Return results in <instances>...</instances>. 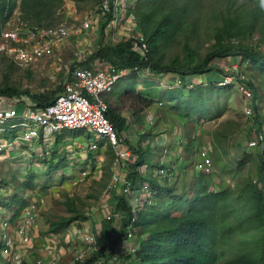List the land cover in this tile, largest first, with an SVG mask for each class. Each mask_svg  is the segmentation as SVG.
<instances>
[{
  "label": "trees",
  "instance_id": "trees-1",
  "mask_svg": "<svg viewBox=\"0 0 264 264\" xmlns=\"http://www.w3.org/2000/svg\"><path fill=\"white\" fill-rule=\"evenodd\" d=\"M205 1L136 0L134 7L127 13L147 39L150 48L148 60L145 61L133 51L130 41L105 44L102 40L88 60L81 65L87 67L93 61L99 60L101 63H112L125 71L150 68L153 73L175 74L182 80V85L169 92V109L191 122L208 118L214 112L215 106L217 117L223 116L224 109L217 105L219 96L227 95L234 86L197 85L186 90L183 89L184 80L187 77L222 73L219 61L238 58L264 74V49L246 43L258 30L264 34V0H246L247 4L234 11L224 10L214 14L208 21L209 31L206 34V41L211 44L209 51L202 56L199 36ZM250 3L253 6L246 9ZM65 4L66 0H21L20 3L18 0H0V25L10 21L19 7V20L22 19V24L25 25L23 28L51 27L58 21ZM112 20L113 15H109L103 21L100 31L102 39L105 28ZM181 36L184 56L164 63L160 56L162 50L178 42ZM223 77L222 75L221 80ZM248 86L254 92L255 104L258 101L257 88L253 81H249ZM62 92L63 87H60L52 93L33 94L29 90L23 91L6 84L0 87V98L28 97L41 108L52 104ZM123 97L124 102L127 99L132 101L127 105L137 117L154 104L153 100L140 93L126 92ZM107 102L109 110L106 116L121 135L127 120L112 111L110 99L107 98ZM254 109L255 118L248 120L254 129L262 130L264 117L257 105ZM10 137L16 138V134L7 136L8 139ZM147 137L145 135L143 138L150 139ZM224 138L228 139L227 134ZM152 144L150 140L146 146L132 148L137 159L128 165L125 177L135 191L139 192L143 183H148L153 191V196L138 211L139 219L134 224L135 251H127L123 247L121 252L119 249L120 244L126 246L129 242L128 229L134 216L129 197L121 193L113 197L115 211L122 213L120 235L113 237L114 220L105 219L100 229L93 228L97 244L89 254L90 258L76 264H110L113 261L117 264L116 253L128 255L133 264H264V192L259 187V184L264 185L261 158H257L256 178L251 176L234 186L218 191L209 190L204 180L205 175L199 172L200 177H193L188 185L184 182L178 187L171 180L166 179L163 182V177L156 176L157 171L165 167L160 160L153 161ZM109 152L113 155L112 150L109 149ZM246 163L247 159H244L240 166H245ZM39 177L28 174L22 184L24 191L35 190ZM1 204V208L18 206L15 220L22 216L27 207V201L17 196L9 203ZM85 219L79 213L62 218L59 222L51 223L48 232L66 237L73 224ZM62 242L66 243V240L63 239ZM2 247L0 244V249Z\"/></svg>",
  "mask_w": 264,
  "mask_h": 264
},
{
  "label": "rangeland",
  "instance_id": "rangeland-1",
  "mask_svg": "<svg viewBox=\"0 0 264 264\" xmlns=\"http://www.w3.org/2000/svg\"><path fill=\"white\" fill-rule=\"evenodd\" d=\"M20 1L18 0V3ZM135 1L132 3V7L136 3ZM245 1H205V9L201 13L202 29L199 36L202 43V47H199L202 56L206 55L211 44L206 41L208 38L206 34L209 31L207 28L208 21L220 11H234L240 8L241 5L247 4ZM96 3L97 0H70L66 2L63 10L59 13L58 21L53 26L67 24L69 27H78L81 18L92 12ZM251 6H253L252 3L246 9H250ZM20 15V9L17 7L12 18L8 21V25L12 28L24 27L22 19L19 20ZM129 29V33H140L135 21L129 25ZM123 35L126 36L125 32ZM93 37L91 30L78 37H72L53 57L44 59L28 69H21L13 65L10 60L0 55V87L10 84L23 91L29 90L33 94H47L58 90L63 87L67 76L72 70L75 52L82 51L84 58L87 59L97 47L98 42L103 40L100 34L99 41H93ZM246 43L264 49V34L258 30ZM160 56L163 57L166 64L178 56L183 57V37L181 36L178 42L164 48ZM235 62L237 63L234 64L239 65L241 72L255 83L257 100L260 104L259 112L264 117V74L241 58H238ZM219 64L223 69L222 73H217L214 76L209 75L207 79H197L194 84L189 86L184 83L185 88L183 89L188 90L201 82L205 87L219 86L217 77L226 75V70L232 65V59L219 61ZM148 80L128 74L117 84L114 92L119 93L123 87L139 88V85H146L143 82ZM147 85L149 87L147 89L148 93L155 97L161 96L162 87L156 84L155 80L147 82ZM130 101V99L126 100L128 104H130ZM217 105L220 109H224L223 116L217 117L218 113L215 106L211 116L200 121L191 122L175 111L165 106H159L157 103L154 108L142 114L141 123L136 128L133 127V131L136 129L135 132L143 131L147 133L146 135H149L153 142L151 147L153 161L160 160L162 166L166 162L161 161L163 154L161 147L156 146V141H165L166 138L173 140L172 146L167 150L172 154L175 153L172 155L171 160V170L176 172L172 182L178 184V187H181L184 182H187L188 185L193 177L201 176L196 169L198 158L196 157L195 146L199 148L198 153L203 148H208L213 159L214 171L211 175H205L204 177L209 190H222L225 187L234 186L243 179L247 180L251 176L256 178L258 159L252 156L254 154L247 151V143L249 137H251L250 130L253 125L246 118L244 112L246 102L238 87L234 86L227 95L219 96ZM125 108V110H128L127 106ZM9 126L10 124H7L6 129ZM19 131V129L12 132L11 130H5L0 133V138L8 139L7 136L12 134L18 136ZM85 134V131L78 133L80 141L85 145L81 149L64 153L60 162L49 161L47 158L44 160L37 155H32L35 145L31 143L26 144L23 149L27 155L6 160L1 170V181L4 184H0V214L11 216V213L15 214L17 212L18 206L1 208L3 205L1 203L7 204L16 196L25 199L27 207L34 206L37 214L35 229L39 236L37 238L39 243L36 242L37 250L42 249L44 245L47 251L60 255V264H76L90 258L87 245L82 240V234H79L77 230L82 229L83 233H86L93 232V228L100 229L106 219V207H110L114 196L124 193L121 184L118 185L115 191H108L107 187L113 174L117 172L113 166V155L106 147L102 149L99 147L96 151L89 150V140H95V138ZM226 134L228 136L227 140L224 138ZM184 149L191 152L189 155H182L183 160L181 162L178 153ZM28 154H31V157ZM244 159H247V163L241 167L240 162ZM166 166L168 165L166 164ZM28 174L40 176L36 180L38 186L33 191H24L22 188ZM175 178H177V181H175ZM166 179L170 180L167 177L163 178L162 181L164 182ZM77 213L86 219L70 227V240L62 234L55 235L48 232L51 223L59 222L62 218H69ZM120 223V220L117 219L113 221V237L120 235ZM63 239L66 240V243L62 242ZM122 245L119 246L121 252L123 247L128 249L132 246L130 243H127L128 246ZM117 261V264H133L132 258L125 254L120 255L117 253ZM110 264L116 263L110 262Z\"/></svg>",
  "mask_w": 264,
  "mask_h": 264
},
{
  "label": "built area",
  "instance_id": "built-area-1",
  "mask_svg": "<svg viewBox=\"0 0 264 264\" xmlns=\"http://www.w3.org/2000/svg\"><path fill=\"white\" fill-rule=\"evenodd\" d=\"M133 2L134 0H97L94 10L81 18L78 27L61 24L51 27L23 28L19 26L12 28L7 22L0 25V55L10 60L15 66L28 69L44 59L53 57L72 37H78L88 32L98 26L100 22L105 21L109 15H113V20L108 23L103 33L106 41L111 40L115 43L121 40L130 41L133 51L146 61L150 55V48L143 34L118 35V24L126 21V13L133 8ZM85 61L83 52L76 51L72 70L63 84V92L56 96L52 104L38 108L28 97L0 98V133L5 130H11V132L17 129L20 130L16 138H0V184L2 165L6 160L24 157L27 155L23 150L26 144L34 143L35 140L41 138L48 141L65 130H89L103 139L113 151L115 169H127L130 163L136 161L135 154L128 146L126 139L117 132L106 116L109 110L107 95L114 92L117 84L130 71L120 70L114 64L108 62L99 64L94 68H85L81 65ZM133 73L139 76L153 75L150 68L135 70ZM162 76L161 73L156 74L158 79ZM249 81L241 72L239 65L232 63L230 68L226 70V76L220 81L219 86L238 87L246 102L244 109L246 118L253 119L256 116L254 106L259 107L260 104L258 101L254 104L255 95L248 86ZM181 85L182 80L179 77L168 84L169 88L180 87ZM7 124H10L8 129L5 127ZM250 133L248 147L250 150L260 152L259 157L264 167V123L262 130L253 128ZM89 149L91 151L98 150V143L96 141L90 142ZM42 152L43 149H34L32 155L41 157ZM28 155L31 157V154ZM167 162H169L168 159ZM196 169L204 175L213 173V159L207 148H203L199 152ZM156 176L171 178L173 173L168 168H161L157 171ZM121 177L120 173L116 172L107 189L113 192L122 183L123 191L130 199L134 216L128 229V243L132 246L127 251L134 252L133 241L136 239L134 224L139 219L138 211L150 200L153 191L148 183H143L139 192L135 191L131 183L126 179L122 180ZM259 187L264 192V185L259 184ZM114 207L113 202L110 207H106L107 215L105 218L107 221L122 219V213L116 212ZM11 214V216L0 214V244L3 246L0 249V255L8 259L9 264H27L24 256L16 249L17 242L14 236V221L16 220L14 219L15 214ZM36 221V209L30 205L25 208L17 222L16 235L20 239L22 249L26 254L30 252L31 237L29 231L35 228ZM77 232L82 234V240L87 245L88 253L91 254L97 244L96 235L94 232L83 233L82 229L77 230ZM67 238L70 240L71 235L69 234ZM126 246L128 245L126 244ZM60 258V255L53 254L49 261L38 259L34 264H60ZM115 260H117V253Z\"/></svg>",
  "mask_w": 264,
  "mask_h": 264
},
{
  "label": "crops",
  "instance_id": "crops-1",
  "mask_svg": "<svg viewBox=\"0 0 264 264\" xmlns=\"http://www.w3.org/2000/svg\"><path fill=\"white\" fill-rule=\"evenodd\" d=\"M68 1H70V0H66V2H68ZM132 22H133V20L128 16V13H126V21L119 22V24H118V26H119L118 27V35L122 36V34L124 32H125V34L129 35L130 34L129 33L130 32L129 25H131ZM102 23L103 22H100L98 26H95L93 29H91V31L93 32V35H94L93 41H95V40L99 41V34H101L100 31H101ZM103 41L105 44L115 43L111 40L106 41V39L104 38V34H103ZM87 60H88V58L86 59V61ZM235 61H237V59H232V63H236ZM99 64H102V63L99 60L98 61L95 60L92 63H90L87 67L85 66V68H89V67L94 68V67L98 66ZM82 67H84V66H82ZM128 74L137 76V78L142 77V78L149 79L148 81L143 82V83H146V85H147V82H153V80H155V83L161 85V87H162V90L160 93L161 96H158V97H155L151 93L147 92V89L149 88L148 85H147V87H146V85H141V86L139 85V88L138 87H135V88L123 87V89L119 93L113 92L112 94L107 95V98L110 99V102L112 104V111L116 115H120L127 120L125 129L122 131L121 136L126 139L128 146L132 149L133 147H138L140 145L146 146L151 139L143 138L147 134V133H144L143 131L135 132L136 129L133 131V127L136 128L138 126V124L141 123V116L137 117V116H134L132 114V112L129 110V105H127V102H124L125 98L123 97V95L126 92H133V93H137V94L140 93L141 95H143L147 99L153 100L154 101L153 106L148 108L143 113V114H145L148 110H151L152 108H154L157 103L159 106H160V104H162L163 107L165 106L168 108L170 105V103L167 100L169 92L173 91L174 89L180 88L181 86L169 88L168 84L172 83L174 81V79L177 77L175 74H171V73H161L163 76H162V78H159L160 80L156 77V74H159V73H153V75H150V76H143L142 75L140 77H139V75L133 73V71L128 72ZM215 74H217V73H211V74H206L203 76H196V77H187L184 80V83H186L187 86H189L191 84H194V82L197 79H200V78L207 79L209 75L214 76ZM217 80L220 81L221 77H217ZM197 85H204V84L201 82L199 84H196L195 86H197ZM125 106L128 107L127 108L128 110H125L126 109ZM81 131H85L86 132L85 135H89V136L95 138V140L90 139L89 143L92 141H96L98 143V146L101 147V149L103 147H106L109 151L110 148L106 145V143L103 141V139H101L97 135H94V133H92L89 130H80V131L65 130L59 134H56L54 137H52L48 141H45L41 138V139L35 140L33 144L35 145V149H37V150L43 149L42 156H41L42 159L45 160L47 158L49 161L53 160V162L54 161L60 162L64 153H66L67 151L69 152L71 150L81 149L82 146L85 145V143L80 141V138L78 137V133H80ZM67 134H70V135H67ZM250 135H251V133H250ZM147 136L148 135H146V137ZM147 138H149V137H147ZM172 142H173V140L171 138H166L165 141L164 140L163 141H159V140L156 141V146L161 147V151L163 154L161 157V161H165L166 164L168 165V166H166V164L164 163L163 166L165 168H168L169 170H171L172 155L175 153L172 154L171 152H169L167 150V148L169 149L172 146V144H173ZM247 145H248V143H247ZM88 148H89V144H88ZM194 148L196 151V157L198 158V155H199L198 149L199 148L197 146H195ZM247 151L251 154H254L252 156H254L255 158H257V157L259 158V154H260L259 151L253 152L249 149V147L247 148ZM190 152L191 151H189L188 149H184L180 153H178V155L180 156V161L182 162V160H183L182 155H184V154L189 155ZM52 154H54V155H52ZM51 156H52V158H51ZM135 157H136V155H135ZM136 159H137V157H136ZM167 159L169 162H167ZM113 166H114V157H113ZM116 171L120 173V175L122 176L121 177L122 180L126 179L125 177L127 174V169H122V170L116 169ZM172 173H173V177L169 178L171 181L174 179V175H176L175 171H173ZM120 184L123 185L122 183H120ZM18 220L14 221L15 222V224H14V234L15 235L14 236H15V241L17 242L16 249L21 253V255L24 256L26 263L27 264H34V262L38 259H44L45 261H49L53 257V253L47 251V248L44 245H43L42 249L37 250L36 242H37V240H38L37 238L39 236H38L37 230L35 228L32 229L31 231H29V235L31 237V244L29 245L30 252L28 254H26L23 251V249H22L23 247L21 245L20 239H18V236L16 235V226H17ZM37 243H39V242H37ZM0 264H9V261H8V259H6L0 255Z\"/></svg>",
  "mask_w": 264,
  "mask_h": 264
}]
</instances>
